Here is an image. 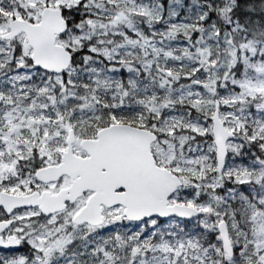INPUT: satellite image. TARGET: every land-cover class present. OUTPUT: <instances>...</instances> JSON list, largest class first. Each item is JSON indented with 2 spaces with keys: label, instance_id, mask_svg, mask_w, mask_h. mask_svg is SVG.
<instances>
[{
  "label": "snow or ice",
  "instance_id": "snow-or-ice-1",
  "mask_svg": "<svg viewBox=\"0 0 264 264\" xmlns=\"http://www.w3.org/2000/svg\"><path fill=\"white\" fill-rule=\"evenodd\" d=\"M0 264H264V0H0Z\"/></svg>",
  "mask_w": 264,
  "mask_h": 264
}]
</instances>
